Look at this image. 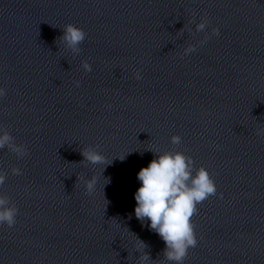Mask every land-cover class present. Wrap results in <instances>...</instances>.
Wrapping results in <instances>:
<instances>
[{
  "label": "clouds",
  "instance_id": "9594fccd",
  "mask_svg": "<svg viewBox=\"0 0 264 264\" xmlns=\"http://www.w3.org/2000/svg\"><path fill=\"white\" fill-rule=\"evenodd\" d=\"M208 26V21L202 18L196 25V31L202 32ZM212 35L218 36L219 29L213 28ZM86 33L83 29L69 23L63 28V35L59 38L65 48L73 54H78L81 49L79 45L85 40ZM209 37L206 35L201 44L205 43ZM196 51L194 45H188L183 55H188ZM82 68L86 72H91V65L84 61ZM137 80L142 79L140 72L135 74ZM79 87L80 82H74ZM5 89L0 88V97L4 96ZM258 136H264V129H257ZM173 145L181 143L179 135L171 137ZM98 147V146H97ZM7 148L15 153L18 158L27 155L24 145H17L13 137L7 132L0 133V149ZM154 153V152H153ZM81 162H88L92 165H106L105 157L96 150L88 147L81 150ZM157 158L151 160L147 167H142L137 179L141 186L136 190L134 198L136 206L134 208L135 217L142 223L147 220L151 231L158 234L163 240L165 248L162 251L163 258L173 264H183L189 249L197 246V236L192 217L197 214V205L204 202L211 196L217 195V187L214 179L203 167L194 168V161L191 156L185 155L181 151H165L154 153ZM14 175H21L19 168L11 169ZM6 174L0 172V186L5 183ZM81 179V177H78ZM107 183L108 180L106 179ZM95 176L84 180L86 194H91L96 186ZM223 194H220V198ZM18 209L10 203L7 196L0 195V225L13 227L16 223ZM137 249L142 254L139 255L140 264L149 262L150 255L145 251Z\"/></svg>",
  "mask_w": 264,
  "mask_h": 264
},
{
  "label": "water",
  "instance_id": "95a60500",
  "mask_svg": "<svg viewBox=\"0 0 264 264\" xmlns=\"http://www.w3.org/2000/svg\"><path fill=\"white\" fill-rule=\"evenodd\" d=\"M108 0H0V133L9 132L72 53L71 23L85 33Z\"/></svg>",
  "mask_w": 264,
  "mask_h": 264
}]
</instances>
